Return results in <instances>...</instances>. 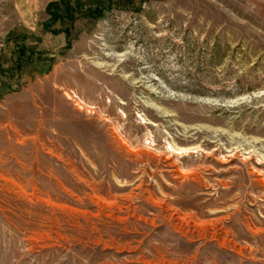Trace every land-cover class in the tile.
Listing matches in <instances>:
<instances>
[{
	"label": "rangeland",
	"instance_id": "obj_1",
	"mask_svg": "<svg viewBox=\"0 0 264 264\" xmlns=\"http://www.w3.org/2000/svg\"><path fill=\"white\" fill-rule=\"evenodd\" d=\"M0 264H264V0H0Z\"/></svg>",
	"mask_w": 264,
	"mask_h": 264
}]
</instances>
